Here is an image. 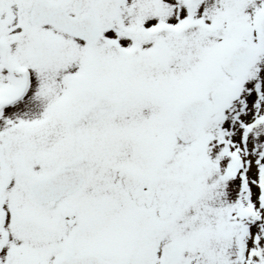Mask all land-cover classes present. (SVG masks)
Here are the masks:
<instances>
[{
    "label": "snow or ice",
    "instance_id": "obj_1",
    "mask_svg": "<svg viewBox=\"0 0 264 264\" xmlns=\"http://www.w3.org/2000/svg\"><path fill=\"white\" fill-rule=\"evenodd\" d=\"M0 264H264V0H0Z\"/></svg>",
    "mask_w": 264,
    "mask_h": 264
}]
</instances>
